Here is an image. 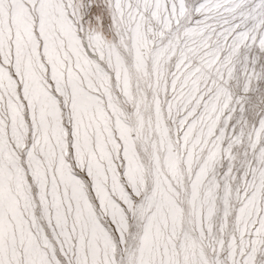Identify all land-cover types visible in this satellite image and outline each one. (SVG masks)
<instances>
[{
    "label": "snow or ice",
    "instance_id": "1",
    "mask_svg": "<svg viewBox=\"0 0 264 264\" xmlns=\"http://www.w3.org/2000/svg\"><path fill=\"white\" fill-rule=\"evenodd\" d=\"M0 264H264V0H0Z\"/></svg>",
    "mask_w": 264,
    "mask_h": 264
}]
</instances>
